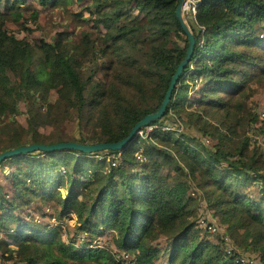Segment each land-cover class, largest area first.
<instances>
[{
  "label": "trees",
  "instance_id": "trees-1",
  "mask_svg": "<svg viewBox=\"0 0 264 264\" xmlns=\"http://www.w3.org/2000/svg\"><path fill=\"white\" fill-rule=\"evenodd\" d=\"M28 1L67 9L97 37L19 38L9 23L27 28L41 14L24 8ZM85 1L0 0V121L8 118L0 154L31 144L119 142L161 106L188 50L180 0L70 8ZM195 1L194 54L161 120L120 151H41L0 164L11 184L7 194L0 190V264H250L199 227L200 201L235 231L244 228L264 261V152L249 136L252 128L264 132V119L247 100L264 89V0ZM23 102L27 127L19 121ZM72 111L78 137L41 131ZM48 206L56 223H35Z\"/></svg>",
  "mask_w": 264,
  "mask_h": 264
},
{
  "label": "rangeland",
  "instance_id": "rangeland-1",
  "mask_svg": "<svg viewBox=\"0 0 264 264\" xmlns=\"http://www.w3.org/2000/svg\"><path fill=\"white\" fill-rule=\"evenodd\" d=\"M90 1H85L80 4V7H70L72 10H80ZM38 8L41 10V14L37 23H32L30 21L29 26L27 28L21 27L20 25H15L14 23H9V29L14 32L19 38H28L29 40H39L44 39L46 41H52L58 33H64L68 36L73 42H77L81 37H83L84 33L94 32L93 38L97 37V30L92 28L93 24L87 25L82 21H79L76 17L71 16L67 13V9L65 8H54L52 6L47 7L46 9H42L40 6H37L36 3L28 1L24 8ZM189 7V6H188ZM197 8V5L195 6ZM190 15V17H189ZM89 16V14H86ZM185 17L187 21L192 18L189 9L185 12ZM26 18H30V12H26ZM23 21H21L22 23ZM81 23V24H80ZM256 94L253 97H248V106L252 108L253 112H257L264 119V89L257 88ZM191 99L195 98V94L190 95ZM49 102L56 100L55 92H51L50 95L46 96ZM33 101V100H32ZM41 100L37 99L36 104H40ZM27 104L24 102L21 104V115L19 116V121L27 127ZM43 110L42 112H44ZM261 118V119H262ZM77 115L74 111L63 120L58 126L43 124L41 126V131L45 134H49L54 131L61 130L67 136H76L78 137V129H77ZM8 124V118H5L4 121H0V127L6 128ZM46 126V127H45ZM170 130L173 131H188V129L179 124H172ZM153 128H149L147 132L151 131ZM249 136L252 138V147L254 144L259 145V149L264 152V132L262 128H252L249 132ZM3 142V139H0V143ZM208 143V142H207ZM112 164L116 162V158L113 156L110 160ZM9 169H1L0 168V190L2 193L7 194L8 191H11V184L8 183V174ZM256 192V188H254ZM194 190H191V194L194 195ZM197 214L196 220L198 221V225L200 228L207 230L209 239L214 242H220L221 248L226 250L228 253H235L239 258L244 259L245 262L250 264H264V261L261 259V254L253 251L250 246V241L247 238H244V228H240L235 231V226L232 224H224L220 221V218L215 216L214 211L206 205L204 201L198 202L197 205ZM24 218L27 219L26 215H23ZM53 216V208L50 206L45 207L43 211H38L35 213L34 222L37 224H55ZM73 222H70L72 225ZM4 237L3 235L0 238ZM1 240V239H0ZM12 247V246H11ZM2 251H0L1 254Z\"/></svg>",
  "mask_w": 264,
  "mask_h": 264
},
{
  "label": "water",
  "instance_id": "water-1",
  "mask_svg": "<svg viewBox=\"0 0 264 264\" xmlns=\"http://www.w3.org/2000/svg\"><path fill=\"white\" fill-rule=\"evenodd\" d=\"M188 1L189 0H180L179 5L176 10V16L185 34L188 37L189 44H188L187 54L184 60L177 67V70L174 76L172 77L169 89L157 112L147 114L139 123H137L134 126L130 134L119 142L98 143L95 145L80 144L74 141L61 142V143H56L53 145L31 144L28 146H21L16 149L4 151L2 154H0V164L4 162L5 160L9 158H13L15 156L34 153V152H41V151L54 152V151H61V150H72V151H79V152L86 153V154H94L97 152H102V151H107V150L120 151L123 148H125L127 145H129L138 134H140V130L143 127H148L151 124H154L158 122L159 120H161L163 116L165 115L168 105L171 101L173 91L176 85L178 84L181 76L183 75L186 67L190 64L192 60V56L194 54V50H195L196 38L187 21V18L185 17V4Z\"/></svg>",
  "mask_w": 264,
  "mask_h": 264
},
{
  "label": "built area",
  "instance_id": "built-area-1",
  "mask_svg": "<svg viewBox=\"0 0 264 264\" xmlns=\"http://www.w3.org/2000/svg\"><path fill=\"white\" fill-rule=\"evenodd\" d=\"M196 1L195 0H189L186 4H185V12L187 9H189L190 14L192 15V17H195L196 15ZM189 6V7H188Z\"/></svg>",
  "mask_w": 264,
  "mask_h": 264
}]
</instances>
